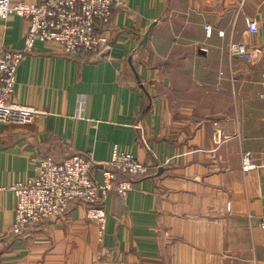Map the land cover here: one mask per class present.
<instances>
[{"label":"crops","instance_id":"0c3cea01","mask_svg":"<svg viewBox=\"0 0 264 264\" xmlns=\"http://www.w3.org/2000/svg\"><path fill=\"white\" fill-rule=\"evenodd\" d=\"M27 28L0 18V49L21 50ZM106 34L100 60L37 42L18 67L9 101L38 114L0 123V264H264V0H126ZM115 146L155 171L107 196L102 241L78 200L12 233L10 186L38 159L91 152L108 165Z\"/></svg>","mask_w":264,"mask_h":264},{"label":"built area","instance_id":"2783aa9c","mask_svg":"<svg viewBox=\"0 0 264 264\" xmlns=\"http://www.w3.org/2000/svg\"><path fill=\"white\" fill-rule=\"evenodd\" d=\"M126 0H43L42 2L0 0V18L15 14L28 21L24 47L13 51L0 49V123L25 125L32 122L38 112L32 107L9 101L17 82V71L24 56L33 51L37 42L54 43L66 54L99 53L109 45L106 34L114 11ZM251 33L259 31L258 21L247 18ZM211 35V24L205 26ZM233 51L248 61L254 53L244 44L233 46ZM37 174L26 181L10 186L17 196L16 218L12 226L15 235L51 217H62L69 204L79 200L86 205L87 218L98 227L102 241L107 224L104 202L116 191L126 198L133 190V180L128 177L148 173V166L132 153L115 146L108 165L95 173V159L91 152L73 153L63 161L47 156L37 160ZM251 166L250 158L244 168ZM121 176H128L120 179ZM2 187H0V190ZM264 227V219L259 222Z\"/></svg>","mask_w":264,"mask_h":264},{"label":"water","instance_id":"95a60500","mask_svg":"<svg viewBox=\"0 0 264 264\" xmlns=\"http://www.w3.org/2000/svg\"><path fill=\"white\" fill-rule=\"evenodd\" d=\"M155 25V23H153L149 30L144 34L143 38L140 40L137 48L135 49L134 53L129 57V62L131 63V65L133 64V56L134 54L140 50L148 41V38H149V34L151 32V29L152 27ZM108 52V48H106L102 53H100L95 59L96 60H100L102 59V56L105 55L106 53ZM141 86L144 88V86L141 84ZM94 168H103L104 167V164L102 163H98V162H94L93 164Z\"/></svg>","mask_w":264,"mask_h":264},{"label":"trees","instance_id":"16d2710c","mask_svg":"<svg viewBox=\"0 0 264 264\" xmlns=\"http://www.w3.org/2000/svg\"><path fill=\"white\" fill-rule=\"evenodd\" d=\"M83 57H85V59L87 60H90V59H93V56H91L90 54L88 53H82ZM65 159V158H64ZM64 159L60 160V161H63ZM58 161V162H60ZM148 167H149V170H148V173L146 174H143V175H140V176H152L154 171H155V166H153L152 164H146ZM128 176H121L120 179H123V178H126ZM73 201H76V200H73ZM72 201V202H73ZM79 201V200H78Z\"/></svg>","mask_w":264,"mask_h":264},{"label":"rangeland","instance_id":"374dc122","mask_svg":"<svg viewBox=\"0 0 264 264\" xmlns=\"http://www.w3.org/2000/svg\"><path fill=\"white\" fill-rule=\"evenodd\" d=\"M246 21H247V19H246ZM109 46V45H108ZM108 46L107 47H105L104 49H102L99 53H97V54H93V55H91V56H93V59H95L100 53H102L106 48H108ZM80 55V54H79ZM77 56V55H76ZM103 57H105V55H103L102 56V58ZM245 59V58H244ZM22 62V61H21ZM35 119V118H34ZM32 122H33V120H32ZM31 123V122H30ZM27 124H29V123H27ZM38 162V161H37ZM38 166V165H37ZM104 166H105V164H104ZM149 168V167H148ZM102 169V168H101ZM140 176V175H139ZM139 176H134V177H128V178H130V179H132L133 180V184H134V180L137 178V177H139ZM72 202V201H71ZM71 202H70V204H71ZM70 204H69V206H70ZM68 209H69V207H68ZM68 211V210H67ZM67 213V212H66ZM51 218H56V217H51ZM51 218H46V219H43V220H41L40 222H43V221H45V220H48V219H51ZM15 222V221H14ZM40 222H37V223H35V224H38V223H40ZM34 224V225H35ZM34 225H32V226H30L29 228H27L26 230H28V229H30L31 227H33ZM26 230H24L23 232H22V234L26 231ZM11 231H12V228H11ZM12 233H13V231H12ZM14 234V233H13ZM21 235V234H20Z\"/></svg>","mask_w":264,"mask_h":264}]
</instances>
